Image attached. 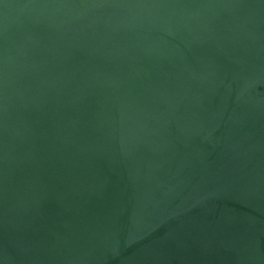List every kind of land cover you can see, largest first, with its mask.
<instances>
[{"label": "water", "instance_id": "95a60500", "mask_svg": "<svg viewBox=\"0 0 264 264\" xmlns=\"http://www.w3.org/2000/svg\"><path fill=\"white\" fill-rule=\"evenodd\" d=\"M0 264H264V0H0Z\"/></svg>", "mask_w": 264, "mask_h": 264}]
</instances>
